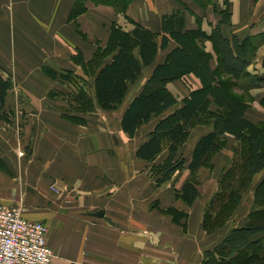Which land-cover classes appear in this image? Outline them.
<instances>
[{
	"label": "crops",
	"instance_id": "crops-1",
	"mask_svg": "<svg viewBox=\"0 0 264 264\" xmlns=\"http://www.w3.org/2000/svg\"><path fill=\"white\" fill-rule=\"evenodd\" d=\"M77 1L0 0V69L14 83L5 101L6 119H0V204L19 205L26 219L49 227L53 264H201L206 251L247 221L248 213L237 218L239 212L213 235L202 228L204 208L227 162L215 164L213 172L200 171V195L188 206L175 197V189L180 190L190 177L188 169L158 187L150 173L151 163L136 157L156 122L142 126L134 138L122 128L125 111L170 50L159 54L156 65L144 68L122 105L113 111L101 109L95 97L98 71L111 59L95 69L93 64L84 68L75 58L80 55L91 62L98 49L106 48L113 26L131 32L135 22L162 32L163 18L176 11L184 13L186 30L209 35L220 20L225 0L208 6L197 0H132L125 13L119 3L84 0L86 11L72 20ZM227 1L232 19L221 27L224 36L245 39L264 33V0ZM204 44L216 67L212 43ZM44 67L59 77L72 72L86 80L93 110L70 111L67 94L74 88L59 77H48ZM248 71L264 77V43ZM189 78L194 89L201 86L194 74L184 80ZM179 86V81L168 86L176 98L182 95ZM250 92L256 97L253 107L258 113L256 119H248L264 121V81ZM68 116L82 121L71 122ZM197 130L192 149L199 135L209 132ZM230 152L225 153L227 159ZM185 155L189 163L191 152ZM263 179L264 172L257 182ZM172 207L188 214L185 228L162 214ZM99 210L114 225L92 215Z\"/></svg>",
	"mask_w": 264,
	"mask_h": 264
},
{
	"label": "trees",
	"instance_id": "trees-1",
	"mask_svg": "<svg viewBox=\"0 0 264 264\" xmlns=\"http://www.w3.org/2000/svg\"><path fill=\"white\" fill-rule=\"evenodd\" d=\"M131 1L96 0V3H119L125 13ZM197 1L207 6L214 2ZM85 11L84 0H78L70 19L75 20ZM219 17L218 24L209 35L201 30H186L185 15L181 11L163 18L162 32L151 31L135 22L131 32L113 26L106 48L98 49L91 62H85L80 55L75 58L84 68L93 64L95 69L100 68L104 60L111 59L98 71L95 97L101 109L113 111L122 105L129 86L139 81L144 68L156 65L159 54L170 50L165 61L154 67L145 87L125 111L122 128L130 138H134L142 126L156 122L148 140L137 150L136 157L151 163L150 173L158 187L171 182L176 173L188 169L189 179L180 190L175 189L176 199L188 206L193 205L200 195V170L213 171L214 156L224 149L231 151L233 145V161L220 174L217 190L204 208L202 228L208 235L226 227L242 203L244 194L264 172V121L254 123L249 120V104L228 89L230 83L236 82L242 91L249 92L254 85L264 81V77L252 76L248 71L264 43V33L245 39L224 36L221 27L229 25L232 19L231 4L227 0L219 11ZM205 41L213 45L216 67L212 66L214 56L202 46ZM43 71L51 79L59 77L49 68L44 67ZM221 72L231 77L232 82L225 84L221 81ZM192 74L200 80L201 86L192 89L179 101L168 86ZM59 78L74 88L67 94L70 111L91 112L95 106L88 91V82L72 72L61 74ZM13 86V81L5 78L0 69V119H6L3 110ZM67 118L74 123L82 121L72 116ZM198 126L208 127L210 131L196 142L188 163L183 149ZM166 150L168 155L157 163ZM252 202L254 207L247 214L245 224L233 228L206 251L201 264H264V179L256 185ZM162 213L172 215L173 222L185 228L183 220L188 218L187 213L173 207Z\"/></svg>",
	"mask_w": 264,
	"mask_h": 264
},
{
	"label": "built area",
	"instance_id": "built-area-1",
	"mask_svg": "<svg viewBox=\"0 0 264 264\" xmlns=\"http://www.w3.org/2000/svg\"><path fill=\"white\" fill-rule=\"evenodd\" d=\"M49 227L24 217L19 205L0 204V264H53Z\"/></svg>",
	"mask_w": 264,
	"mask_h": 264
},
{
	"label": "rangeland",
	"instance_id": "rangeland-1",
	"mask_svg": "<svg viewBox=\"0 0 264 264\" xmlns=\"http://www.w3.org/2000/svg\"><path fill=\"white\" fill-rule=\"evenodd\" d=\"M205 49H206V47H205V44H203L202 45ZM253 60H254V58H253ZM219 78H220V80L221 81H223L225 84L226 83H228L229 81L230 82H232V78L231 77H229L228 75H226L225 73H223V72H221V74L219 75ZM185 80L184 79H181V80H179V84L181 85V86H179L180 87V89H178V91L179 92H181L182 93V95H179L177 98H178V100L179 101H181L185 96H187L188 95V93L192 90V89H194V81L192 80V78H189L188 80H186L185 82H184ZM244 82H246L247 83V81H243V83ZM177 84V83H176ZM228 89H229V91L232 93V94H234L236 97H239V98H241L242 100H245L248 104H249V109H248V112H247V118H254V119H256L255 117V114L256 113H258V111H256V109H254V107H253V105H255L256 104V97H254L253 95H252V93L250 92V91H252V90H250L249 92H247V91H242L237 85H236V82H232V84L230 83V86L228 87ZM177 90V89H176ZM259 104V103H258ZM257 104V105H258ZM256 105V106H257ZM262 105V104H261ZM260 104L258 105V107H260L261 106ZM249 116V117H248ZM146 127H149V125H147ZM197 129H201L202 131H204V133L206 132V131H210V129L208 128V127H204V126H198L196 129H195V135L193 134L192 135V137H191V139L189 140V142L185 145V147H184V152L185 153H190L191 152V150H192V142H193V139L195 138L196 139V136H198V130ZM203 133V134H204ZM199 136H202V135H199ZM198 141V140H197ZM196 141V142H197ZM229 141H233V139H229ZM230 146V145H229ZM230 148V147H229ZM226 151H228V149H224L222 152H220V153H217L215 156H214V159H213V164H218V163H222V164H225V162H227V167L229 168V166L231 165V163H232V161H233V157L235 156V152H234V149H233V145H232V148H231V152H230V154H229V159H227L226 158V156H225V153H226ZM168 155V152H167V150L165 151V155H164V158L166 157ZM206 170H208V172H213V171H211L210 169H201L200 171H206ZM184 171H186V170H184ZM183 171V172H184ZM183 172H181V173H179V174H182ZM221 173H223V171L221 172ZM261 175V174H260ZM260 175H258V177L256 178V181H255V184L253 185V186H251L249 189H248V191L244 194V198H243V201H242V203L239 205V207H238V209L236 210V212H235V214L232 216V218L234 219V217L236 216V214H238L239 212H241V213H239L238 215H237V218L240 216V215H246L247 213H249L251 210H253V195H254V193L252 194V191H254L255 190V187H256V185L260 182H257L258 181V178H259V176ZM199 179V185H198V188H199V186H200V184H201V182H202V180L200 179L201 177H200V175H199V177H198ZM207 178L208 179H210V178H212V177H210L209 175H207ZM221 177H217V186H218V182H219V179H220ZM211 183V182H210ZM184 186V185H183ZM55 192H57L55 189H53ZM216 190H217V188H216ZM215 190V191H216ZM214 191V192H215ZM250 199H252V205H251V203L249 204V208H248V202H250L249 200ZM181 201V200H180ZM174 208V207H173ZM176 209V208H175ZM249 209V210H248ZM178 210V209H177ZM242 211H244V212H242ZM248 211V212H247ZM162 214H164V213H162ZM165 216H168V217H170L171 219H172V221H173V217H172V215H166V214H164ZM232 218L228 221V223L232 220ZM246 219H244V221H245ZM184 221H186V220H183V222ZM228 223H227V225H228ZM177 224V223H176ZM178 225H180V224H178ZM226 225V226H227ZM182 226V225H181ZM183 227V226H182ZM223 230V229H222ZM221 230V231H222ZM205 231V230H204ZM206 232V231H205ZM219 232V231H218ZM207 233V232H206ZM213 235V234H212Z\"/></svg>",
	"mask_w": 264,
	"mask_h": 264
},
{
	"label": "water",
	"instance_id": "water-1",
	"mask_svg": "<svg viewBox=\"0 0 264 264\" xmlns=\"http://www.w3.org/2000/svg\"><path fill=\"white\" fill-rule=\"evenodd\" d=\"M92 215L96 216V217H99V218H103L104 220L109 222L111 225H114L113 221L110 218H108L107 216H105V211H103V210H99L98 212H95Z\"/></svg>",
	"mask_w": 264,
	"mask_h": 264
}]
</instances>
